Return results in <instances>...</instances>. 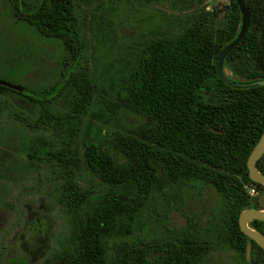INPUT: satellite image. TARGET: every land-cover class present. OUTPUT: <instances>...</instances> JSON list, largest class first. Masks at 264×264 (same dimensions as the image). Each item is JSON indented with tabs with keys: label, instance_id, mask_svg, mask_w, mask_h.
Wrapping results in <instances>:
<instances>
[{
	"label": "trees",
	"instance_id": "1",
	"mask_svg": "<svg viewBox=\"0 0 264 264\" xmlns=\"http://www.w3.org/2000/svg\"><path fill=\"white\" fill-rule=\"evenodd\" d=\"M10 1L15 22L59 41L64 50L60 79L51 86L32 87L24 76L12 82L21 91L0 85V94L37 105L35 126L54 128L62 141L57 150L28 154L60 167L55 198L63 226L41 264H203L219 248L234 251L239 264H264V249L239 225L244 210L262 209L249 192L254 183L247 161L264 131V85L236 86L216 65L220 51L241 30L237 1L225 5L221 26L214 10L178 16L174 30L145 37L135 58L100 59L97 76L85 66L76 0ZM182 1L188 8L203 2ZM245 2L248 30L223 64L234 82L264 80V0ZM104 76L106 99L97 79ZM95 100L96 114L90 112ZM130 113L140 120L118 123ZM94 115L99 121L90 126L88 117ZM80 138L82 145L73 148L70 141ZM263 159L257 168L264 174ZM198 185L211 187L220 198L207 225L163 221L156 233L145 227L156 199L181 207L188 190ZM250 226L264 233V220Z\"/></svg>",
	"mask_w": 264,
	"mask_h": 264
},
{
	"label": "rangeland",
	"instance_id": "2",
	"mask_svg": "<svg viewBox=\"0 0 264 264\" xmlns=\"http://www.w3.org/2000/svg\"><path fill=\"white\" fill-rule=\"evenodd\" d=\"M76 1L79 29L84 33L86 44L85 66L96 76L104 64L99 66L100 59L113 63L116 58H135L145 37L174 30L178 16L203 9L214 10L218 13L217 24L221 26L227 10L225 5L231 2L203 0L188 8L182 0L151 4L143 0ZM11 11V1L0 0V66L8 68L6 72L0 71V79L18 82L24 76V81L32 87L51 86L60 79L63 46L59 41L42 38L28 26L15 22ZM103 37L106 42H101ZM226 72L231 74L228 69ZM97 79L99 90L106 99V77ZM64 104L62 99L60 105ZM98 109L95 100L90 112L96 114ZM38 114L37 105L28 99L10 92L0 94V264H41L46 250L63 226L55 198L61 187L57 176L60 167L45 158L39 160L28 156L35 149L41 154L62 145L54 128L35 126ZM89 118L90 126L91 122L99 121L95 115ZM139 120V116L130 113L118 123L133 124ZM77 144L82 145L81 138L70 141L73 148ZM252 186L259 191V201L264 207V189ZM219 203L215 190L198 185L188 190V198L181 207H167L156 199L153 209L146 213L148 224L145 227L156 233L163 228L164 221L179 227L202 228L212 219ZM31 224L36 228L31 230ZM203 264L239 263L234 251L219 248L213 250Z\"/></svg>",
	"mask_w": 264,
	"mask_h": 264
},
{
	"label": "water",
	"instance_id": "3",
	"mask_svg": "<svg viewBox=\"0 0 264 264\" xmlns=\"http://www.w3.org/2000/svg\"><path fill=\"white\" fill-rule=\"evenodd\" d=\"M236 1L243 15L241 30L238 36L235 39H233L226 47H224L218 54L216 59L217 70L222 78L226 79V81L230 83H234L236 86L247 87L257 84L264 85V80H255L250 82H245V81L234 82L226 77V73L223 68L225 57L241 42L249 27V19H250L249 8L245 0H236ZM0 85L8 86L20 91L23 90L22 87L5 79H0ZM263 154H264V131L258 143L255 145L254 149L249 155L247 161L249 176L251 180L264 186V174L260 172L256 166L258 160L263 156ZM253 220H264V209H257L254 207L248 208L244 210L239 217V225L243 233L249 236L252 240L258 243L264 249V233L250 226V222Z\"/></svg>",
	"mask_w": 264,
	"mask_h": 264
},
{
	"label": "flooded vegetation",
	"instance_id": "4",
	"mask_svg": "<svg viewBox=\"0 0 264 264\" xmlns=\"http://www.w3.org/2000/svg\"><path fill=\"white\" fill-rule=\"evenodd\" d=\"M263 157H264V154H263V156H262L260 159H262ZM260 159H259V160H260ZM259 160H258V161H259ZM256 166H257V165H256ZM260 166H261L262 169H264V159L262 160ZM253 183H254V185H255L256 187H259V183H256V182H254V181H253ZM262 188L264 189V186H263ZM258 195H259V191L256 190L254 196L256 197V200H257V202H258L259 207L262 208V209H264V207H262V205H261V203H260V201H259V197H258ZM254 208H255V207H254Z\"/></svg>",
	"mask_w": 264,
	"mask_h": 264
},
{
	"label": "built area",
	"instance_id": "5",
	"mask_svg": "<svg viewBox=\"0 0 264 264\" xmlns=\"http://www.w3.org/2000/svg\"><path fill=\"white\" fill-rule=\"evenodd\" d=\"M249 192H250V194H251V195H254V194H255V192H256V189H255V187H253V186H250V187H249Z\"/></svg>",
	"mask_w": 264,
	"mask_h": 264
}]
</instances>
